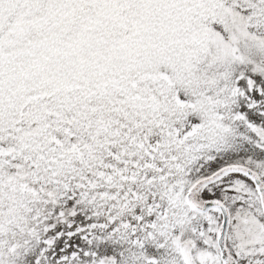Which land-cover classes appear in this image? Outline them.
<instances>
[{
  "label": "snow or ice",
  "instance_id": "obj_1",
  "mask_svg": "<svg viewBox=\"0 0 264 264\" xmlns=\"http://www.w3.org/2000/svg\"><path fill=\"white\" fill-rule=\"evenodd\" d=\"M0 264H264V0H0Z\"/></svg>",
  "mask_w": 264,
  "mask_h": 264
}]
</instances>
